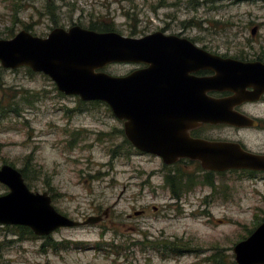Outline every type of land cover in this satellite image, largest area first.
Listing matches in <instances>:
<instances>
[{
	"label": "rangeland",
	"instance_id": "374dc122",
	"mask_svg": "<svg viewBox=\"0 0 264 264\" xmlns=\"http://www.w3.org/2000/svg\"><path fill=\"white\" fill-rule=\"evenodd\" d=\"M109 24L122 36L162 31L216 52L243 51L247 41L264 48V0H0V39ZM133 68L110 64L103 71L122 76ZM4 164L24 170L28 188L53 196L55 209L73 220L110 212L101 225L47 237L0 225V264H232L233 244L264 220V183L236 172L211 178L219 187L212 198L202 197L210 192L205 186L196 189L199 198L174 207L161 162L131 151L105 103L64 95L28 68H0Z\"/></svg>",
	"mask_w": 264,
	"mask_h": 264
},
{
	"label": "water",
	"instance_id": "95a60500",
	"mask_svg": "<svg viewBox=\"0 0 264 264\" xmlns=\"http://www.w3.org/2000/svg\"><path fill=\"white\" fill-rule=\"evenodd\" d=\"M181 60L196 64L184 68L185 74L200 67L216 74L213 79L201 83L204 84L199 87L202 95L214 91L221 82L219 79L227 75L264 73L263 66L223 60L186 39L162 32L143 38H129L115 32L99 33L75 25L67 30L54 28L46 37L21 30L11 39H0V68H28L44 74L65 95L78 96L84 102L106 103L117 119L122 121L126 117L130 127L135 122L138 124L142 117L149 116V122L154 111L163 107V101H169L168 96L160 99L157 95L158 92L168 95L170 90L165 88L162 91L157 87L158 92L154 93V82L156 77L170 75L176 61ZM120 63H143L147 68L126 77L102 71L107 65ZM191 84L196 85L193 80ZM206 99L203 105L206 113H201L200 120L227 122L224 112L220 111V108L226 110L227 104ZM249 99L244 94L232 101L240 103ZM127 137L135 148L159 156L165 164H171L176 158L189 157L198 160L208 171L264 170V157L249 154L233 143L188 140L189 144L169 149L167 139L152 140L145 134L138 136L134 129L127 133ZM171 155L174 158L170 159ZM0 184L8 188V193L0 195V225L27 227L34 235L44 237L61 228L94 225L102 219L100 215L76 221L59 213L46 192L31 191L20 171L10 165L0 167ZM138 214L141 213H135ZM233 252L237 264H264V222L235 246Z\"/></svg>",
	"mask_w": 264,
	"mask_h": 264
},
{
	"label": "flooded vegetation",
	"instance_id": "af4514ba",
	"mask_svg": "<svg viewBox=\"0 0 264 264\" xmlns=\"http://www.w3.org/2000/svg\"><path fill=\"white\" fill-rule=\"evenodd\" d=\"M104 27L110 28V24L97 26L99 29ZM110 29L111 31L92 30L90 28L88 30L99 33H118L114 31L113 28ZM257 29V26L251 29L250 40L255 39ZM145 36L146 35L129 38H143ZM172 36L186 39L197 48L223 60H234L242 64H257L258 66L264 67V48L261 47L257 50L249 41H247V44L243 47L245 49L243 51L216 52L210 51L205 46H198L195 41L188 39L187 37L180 35ZM122 65H132L134 67L131 71L123 73L122 77L130 75L134 71L147 68V65L143 63H122ZM190 65L196 64L186 60L176 61L174 64L175 69L171 71L170 75L160 76L159 78L156 77L154 82L156 84V92L154 93L158 92L157 87L162 91L163 89L168 88L170 90L168 95L164 92H158L157 96L160 99L168 96L169 101H163V107L157 108L154 111L149 122L147 121L149 116L147 118L141 116L142 118L139 120L138 124L135 122V125L133 124L130 127V122L126 117L122 118V121L119 120V122L122 123L123 140L130 147L131 151L140 156H152L155 160L161 162V168H163V171L165 172L163 177V187L168 189L169 194L167 197L172 200L174 207L178 209H180L182 201H186L192 196H198L196 195V189L202 190L205 186L210 188V192L208 195L206 194L202 197L204 199L212 198L215 193L219 191V187H216L214 181L211 179L212 177H215V175L222 176L223 173L236 172L238 174H244L246 177L254 179L257 182L260 181L264 183V170L244 169L226 172L208 171L202 168L201 163L198 160L189 157L176 158L171 164H165L159 156L135 148L128 141L127 133L134 129V133L138 136L145 134L152 140L155 138L163 140L167 139L166 143L169 149L181 147L184 143L189 144L188 140L210 143L225 142L237 144L242 150L249 154L264 157V73L242 76L237 74L227 75L226 77L219 79L221 82L217 85L214 91H209L202 95L199 92V87L204 84L201 85V83L208 79H213L216 74L203 67L198 68L194 72L185 74L184 68ZM198 65L197 62V66ZM191 80H193L197 86L192 85ZM244 94L249 96L250 99L244 100L240 103H233L232 99L238 98ZM207 97L212 101L225 102L227 104L226 110L220 108V111L224 112L223 114H225L227 122L212 123L200 120L199 116H201V113H206V109L203 105L206 103ZM167 104L168 108H166ZM230 104L233 106L230 107ZM217 111L215 113H217ZM169 157L172 159L173 155ZM197 177L199 178L198 180L196 179ZM154 189L155 194H157L155 187ZM199 197L200 196L196 198ZM51 200L53 203V196L51 197ZM109 212V209H106L103 213L95 212V214L93 213L94 215L92 214L90 216L102 215L106 219ZM144 213L145 211H141V215ZM104 218L98 222V225L104 223ZM262 222H264V220ZM104 229L105 228L102 227L101 231ZM255 229L250 231L246 237L236 241L233 244L232 252L234 247L240 242L246 240ZM232 264H237L234 252Z\"/></svg>",
	"mask_w": 264,
	"mask_h": 264
},
{
	"label": "trees",
	"instance_id": "16d2710c",
	"mask_svg": "<svg viewBox=\"0 0 264 264\" xmlns=\"http://www.w3.org/2000/svg\"><path fill=\"white\" fill-rule=\"evenodd\" d=\"M90 29H92V30H99V31H111V29L110 28H107V27H104V28H102V29H99V28H97V27H95V26H90ZM21 173H22V176L24 177V179L26 178V173H25V171L24 170H22V171H20ZM21 228H23V227H21ZM23 229H26L25 227L23 228ZM30 232V231H29ZM31 233V232H30ZM32 234V233H31ZM165 248L167 249V250H169V251H171V252H174L175 254H181V252H180V250H178V249H176V248H174V246H172L171 248H168V246H165Z\"/></svg>",
	"mask_w": 264,
	"mask_h": 264
},
{
	"label": "bare ground",
	"instance_id": "6f19581e",
	"mask_svg": "<svg viewBox=\"0 0 264 264\" xmlns=\"http://www.w3.org/2000/svg\"><path fill=\"white\" fill-rule=\"evenodd\" d=\"M168 113V112H167ZM170 115V114H169ZM141 126V125H140Z\"/></svg>",
	"mask_w": 264,
	"mask_h": 264
}]
</instances>
